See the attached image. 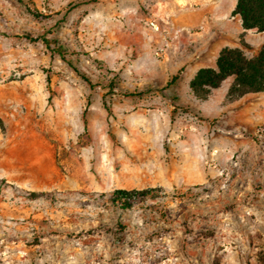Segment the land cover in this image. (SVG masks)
Instances as JSON below:
<instances>
[{
  "label": "rangeland",
  "instance_id": "1",
  "mask_svg": "<svg viewBox=\"0 0 264 264\" xmlns=\"http://www.w3.org/2000/svg\"><path fill=\"white\" fill-rule=\"evenodd\" d=\"M22 1L41 16L0 0V264H264V91L188 87L264 42L236 0Z\"/></svg>",
  "mask_w": 264,
  "mask_h": 264
},
{
  "label": "trees",
  "instance_id": "2",
  "mask_svg": "<svg viewBox=\"0 0 264 264\" xmlns=\"http://www.w3.org/2000/svg\"><path fill=\"white\" fill-rule=\"evenodd\" d=\"M25 6V9L34 16H41L35 8H30L22 0H19ZM240 19L243 29H256L259 32L264 31V0H236L231 11ZM46 45H50L47 38H43ZM54 50L62 59L65 53L59 46H54ZM71 69L92 89L96 84L92 78L81 68L74 65L71 60H67ZM232 77V81L227 87L225 98L233 101L247 93H258L264 91V42L252 56H247L240 46H223L218 51L214 66L199 67L188 81V87L191 93L201 100L207 99L212 89L218 88L222 82ZM178 78L175 74L168 80L165 87L171 85ZM114 78H110L108 87H114ZM134 92H124L125 96L135 95ZM159 188L145 189H122L117 188L109 193L108 199L117 204L120 209H129L134 200L144 198L147 195H153V192ZM120 228H124L119 225Z\"/></svg>",
  "mask_w": 264,
  "mask_h": 264
},
{
  "label": "crops",
  "instance_id": "3",
  "mask_svg": "<svg viewBox=\"0 0 264 264\" xmlns=\"http://www.w3.org/2000/svg\"><path fill=\"white\" fill-rule=\"evenodd\" d=\"M234 5H235V4H234ZM234 5H233V7H234ZM232 9H233V8H231V11H232ZM235 17H237V19H238V21H239V23H240V19H239V17L236 16V15H235ZM240 26H241V23H240ZM241 27H242V26H241ZM244 30H245V29H244ZM224 46H226V45H224ZM234 46H236V45H233V47H234ZM221 47H223V45H222ZM221 47H220V48H221ZM220 48H219V50H220ZM217 54H218V53H217ZM216 56H217V55H216ZM215 59H216V58H215ZM210 66H214V65H210Z\"/></svg>",
  "mask_w": 264,
  "mask_h": 264
}]
</instances>
